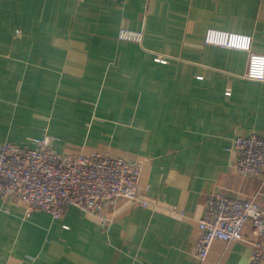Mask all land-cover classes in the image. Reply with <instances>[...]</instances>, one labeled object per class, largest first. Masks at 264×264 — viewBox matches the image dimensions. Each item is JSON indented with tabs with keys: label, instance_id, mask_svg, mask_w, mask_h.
I'll use <instances>...</instances> for the list:
<instances>
[{
	"label": "crops",
	"instance_id": "crops-1",
	"mask_svg": "<svg viewBox=\"0 0 264 264\" xmlns=\"http://www.w3.org/2000/svg\"><path fill=\"white\" fill-rule=\"evenodd\" d=\"M208 29L250 35L264 54V0H0V143L51 134L62 153L143 160L150 203L121 199L103 226L76 206L57 219L0 199V264L249 263L250 225L193 257L208 194L264 210V180L229 150L264 136V82L246 77L247 52L206 44Z\"/></svg>",
	"mask_w": 264,
	"mask_h": 264
},
{
	"label": "built area",
	"instance_id": "built-area-1",
	"mask_svg": "<svg viewBox=\"0 0 264 264\" xmlns=\"http://www.w3.org/2000/svg\"><path fill=\"white\" fill-rule=\"evenodd\" d=\"M119 39L140 41L142 34L123 29ZM205 42L247 52L246 77L264 82V54L253 52L252 36L208 29ZM50 139L35 138L32 147L0 143V199L22 205L28 215L45 211L57 219L67 207L76 206L98 218L103 226L109 224L104 218L107 208L114 207L120 199L150 207L139 192L142 162L112 160L95 152L60 153L53 149ZM229 150L236 152L234 166L240 173L264 180V136L237 135ZM247 225L253 229V250L248 264H264V210L256 199L208 194L204 214L198 221L193 257L205 261L216 240H243Z\"/></svg>",
	"mask_w": 264,
	"mask_h": 264
},
{
	"label": "rangeland",
	"instance_id": "rangeland-1",
	"mask_svg": "<svg viewBox=\"0 0 264 264\" xmlns=\"http://www.w3.org/2000/svg\"><path fill=\"white\" fill-rule=\"evenodd\" d=\"M47 136H49V137H51L52 138V140H51V143H52V146H53V149L57 152L58 150L56 149V147H54V145L56 144V142L58 141V137H56V136H54V135H51V134H43L42 136H40V137H36V138H44V137H47ZM4 143V142H3ZM12 143H14V142H12ZM16 144H18V143H16ZM20 145V144H19ZM23 146V145H22ZM26 147H28V146H26ZM84 147H82L81 148V150H79V151H67L66 153H80V152H84V153H86V154H91V153H93V152H95V153H97V154H99L100 156H102V157H107V158H110V159H112V160H115V159H126V160H133V161H140V162H142V171H143V166H144V162H143V160H138V159H132V158H130V157H127V156H124V155H113V154H111V153H109V152H101V151H99V150H90V151H86V150H84L83 149ZM58 152H60V151H58ZM60 153H62V152H60ZM142 177V176H141ZM141 184H140V189H139V192H140V195H141ZM146 190H147V188H146ZM142 196V195H141ZM121 200V199H120ZM119 201V200H118ZM117 201V202H118ZM96 218V217H95ZM104 218L105 219H107V220H109V218L106 216V212H105V216H104ZM96 219H98V218H96ZM99 220V219H98Z\"/></svg>",
	"mask_w": 264,
	"mask_h": 264
}]
</instances>
